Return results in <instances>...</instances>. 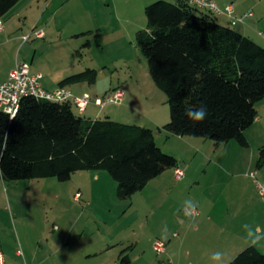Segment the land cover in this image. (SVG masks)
Segmentation results:
<instances>
[{
  "label": "rangeland",
  "instance_id": "1",
  "mask_svg": "<svg viewBox=\"0 0 264 264\" xmlns=\"http://www.w3.org/2000/svg\"><path fill=\"white\" fill-rule=\"evenodd\" d=\"M153 1L33 0L22 6L26 12L16 14L12 8L5 18L11 28L38 22V28L44 29L45 37L31 38L23 53L30 55L28 60L33 71L43 72L45 83L57 82L58 85V81L68 75L87 68L95 71L94 81L84 80L93 94L91 106L84 114L87 118L95 119L89 114L100 110L101 117L116 112L118 116L113 118L123 122L146 120L145 125L152 126L155 132L157 144L179 159L175 152L182 150L181 143L172 133L161 132L147 121L148 115L165 123L170 120L168 97L154 82L139 46V32L149 31L145 7ZM256 1L254 14L248 13L246 19H249L251 38L264 46L261 34L264 33V0H253ZM240 24L242 21L231 25L239 28ZM118 87L126 93L125 102L104 107L96 104V99L105 96L107 90ZM140 97L145 98L144 104ZM257 109L264 123V99L257 103ZM254 125L256 123L252 127ZM252 140L254 144L262 142L264 129L254 132ZM174 169L167 168L144 188L125 198L117 195V182L106 169L77 170L64 181L56 176L0 179V251L7 252L3 243L8 240L13 247L11 251L20 253L18 257L13 256V264H30L21 239L25 235L40 234L45 244V254L41 253L38 258V261L43 260L41 264H117L122 250L124 255L131 253V256L146 250V256L134 257L132 264H170L165 257L166 250L157 252L153 242L155 239L167 242V233L182 235L178 223L194 216L188 214L185 202H192L200 195L209 179L204 175L199 178L200 184H182L184 177L176 179ZM95 173H105V176ZM196 173L206 172L198 170ZM77 191H81L78 198L75 197ZM196 206L194 208L198 209ZM99 223L103 226L99 227ZM35 226L42 231L37 233ZM103 238L111 244L105 251L108 253L88 255L90 247L99 246ZM137 241L133 249L132 243ZM189 244L198 248V237L193 235ZM241 250L243 247L237 251L223 247L220 252L224 253V264ZM183 255L186 256L185 252ZM211 256L208 254L202 260L214 264ZM186 261H189L187 257H179L175 264Z\"/></svg>",
  "mask_w": 264,
  "mask_h": 264
},
{
  "label": "trees",
  "instance_id": "2",
  "mask_svg": "<svg viewBox=\"0 0 264 264\" xmlns=\"http://www.w3.org/2000/svg\"><path fill=\"white\" fill-rule=\"evenodd\" d=\"M18 1L0 0V15ZM145 14L149 31L139 32V46L170 107V120L162 128L217 145L234 139L249 146L246 130L264 99V46L187 0H154ZM95 78L87 68L59 85ZM201 106L207 110L203 121L185 114ZM84 114L71 101L34 96L23 97L13 117L0 110V179L56 176L64 181L77 170L106 169L117 182V195L125 198L178 166V158L157 144L153 128ZM263 161L261 148L258 164ZM122 261L128 264L129 256ZM228 264H264V252L249 245Z\"/></svg>",
  "mask_w": 264,
  "mask_h": 264
},
{
  "label": "crops",
  "instance_id": "3",
  "mask_svg": "<svg viewBox=\"0 0 264 264\" xmlns=\"http://www.w3.org/2000/svg\"><path fill=\"white\" fill-rule=\"evenodd\" d=\"M31 1L33 0H19L13 7L16 14L26 12L22 9V6ZM216 1L221 7H224L228 3L234 4L235 13L243 18L242 24H240V27L237 29L250 36L249 19L246 18L250 15H247L249 12L252 11L254 14V8L258 5V1ZM249 6L252 7V10L248 8ZM21 10L23 12H21ZM216 15L220 22H222L221 19H225L226 22H222L223 24L231 23L227 15L223 13ZM4 19L5 30L0 32V81H4L8 78L10 71L15 67L17 61L30 62L28 60L30 55L23 53L24 49L27 48L28 45L27 41L23 40L22 36L29 33L34 27H36V29H40L38 28V22L31 24L30 26H26V24L24 27L19 26L20 28L18 29L16 27L11 28L10 23L6 21L5 16ZM34 72H41L43 74L40 70H36ZM60 81L61 80L58 81V85L55 84L57 82L49 84L44 81L43 84L47 89H54L59 86ZM68 86L76 93H91L84 81L72 83ZM110 90H107L105 94L110 92ZM140 99L142 103L145 102V98L143 99V97H140ZM91 103L88 105L87 109L91 106ZM94 106H96L95 103ZM101 115L102 112L98 110L89 114V117L94 116L98 118L101 117ZM107 115L112 118L118 116L116 112H108L105 116ZM148 116V123L158 127L161 132L165 130L162 127L167 122H162V120H159L156 116ZM145 121H139L137 124L145 125ZM254 123H256V125L252 127ZM254 123L246 130V135L250 142V145L247 147L242 146L234 139L217 145L214 141L209 140L208 138L173 134L181 143L182 148L181 151L175 152L179 157L178 165L185 170V176L180 183L200 184L199 178L204 175L209 177V179L206 181L203 190L200 191V195H196V197L192 200V203L197 205L196 207H198L201 212L199 214L200 216H193L190 217L191 219H186L178 223L177 226L182 232L181 236H176L175 233L177 232H174V235L169 233L165 234L167 235L166 237L168 242H166L167 248L165 257L169 259L170 264H175V259L179 257L188 258L189 261H186L185 264H208L207 261H203L202 259H204L205 256L208 257V254L220 252L223 247L237 251L239 247H243L244 249L249 246V243L246 240L244 225L247 224L253 228H259L264 231V200L261 198L255 186L254 180L248 174L250 170L258 169L259 177L264 179V161L260 165L258 164L261 145H264V140L257 144H254L252 140V134L256 131L263 130L264 123L261 121L259 116H257ZM198 170H204L206 173H196ZM99 174L105 176V173H95L97 176H99ZM77 193H81V191H77ZM98 226L100 227L103 225L99 223ZM34 228L35 231L38 229L37 226ZM15 230L19 235V231L16 228ZM40 231L42 230H37V233ZM193 235L198 237V248L189 244ZM21 241L25 246L26 257L29 263L41 264L43 260L38 261V258L41 253L42 255L45 254L43 237H41L40 234L38 236L35 234L32 237L25 235ZM99 243V246L90 247L88 255L95 256L101 253H108L105 251L110 248V242L103 238V240H100ZM204 243H207V245H204ZM3 245L7 251L4 254L6 264H13V256L18 257L20 256V253L17 250L11 251L13 247L8 240H6ZM137 245L138 241L136 243H132V248L135 249ZM256 247L260 251L264 252V243L256 245ZM183 252H185L186 256L183 255ZM124 253L123 250L119 253L115 263L122 264L120 262L123 256H125ZM145 253L147 254L146 250H144L141 254L135 253L134 256H131L130 253L128 255L130 259L128 264L133 263L135 260L134 257L144 258L146 256ZM123 264L127 263L123 262Z\"/></svg>",
  "mask_w": 264,
  "mask_h": 264
},
{
  "label": "built area",
  "instance_id": "4",
  "mask_svg": "<svg viewBox=\"0 0 264 264\" xmlns=\"http://www.w3.org/2000/svg\"><path fill=\"white\" fill-rule=\"evenodd\" d=\"M191 5L204 10L212 11L215 14H225L229 17L231 24L243 21V18L235 13L233 3H228L221 7L216 0H187ZM250 15L253 12H249ZM5 30V19L0 15V32ZM264 37V33H261ZM43 29L34 27L29 33L22 36L24 41H28L33 37H44ZM43 74L34 72L31 63L28 61H17L15 67L10 71L6 80L0 81V110L8 113L11 117L15 116L19 110L21 100L25 96H34L40 99H47L57 102L71 101L78 108L80 113H84L88 105L93 101V96L89 92L76 93L68 85H59L54 89H47L43 84ZM126 93L119 87L110 91L105 96L97 98V105L104 107L110 103L121 104L125 101ZM175 178L180 180L185 175V170L181 166L174 169ZM254 180L255 186L264 200V179L259 177L258 169H252L248 173ZM80 197V193L76 194ZM188 211V210H187ZM191 214L197 216L200 214L199 209L194 208ZM153 248L163 253L166 250V241L155 239ZM0 264H6L5 255L0 251Z\"/></svg>",
  "mask_w": 264,
  "mask_h": 264
},
{
  "label": "clouds",
  "instance_id": "5",
  "mask_svg": "<svg viewBox=\"0 0 264 264\" xmlns=\"http://www.w3.org/2000/svg\"><path fill=\"white\" fill-rule=\"evenodd\" d=\"M189 119L200 122L203 121L207 116V110L204 106H201L196 109H189L185 113ZM6 146V145H5ZM2 155V153H0ZM186 208L188 210V214L191 213L192 209H194L195 205L192 204L191 201H186ZM246 231V240L250 246H256L261 243H264V231L259 228H253L250 225H244ZM214 264H224V253L222 252H214L211 256Z\"/></svg>",
  "mask_w": 264,
  "mask_h": 264
}]
</instances>
